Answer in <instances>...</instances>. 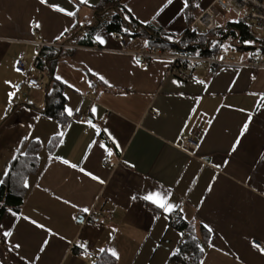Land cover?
<instances>
[{
  "label": "crops",
  "instance_id": "obj_1",
  "mask_svg": "<svg viewBox=\"0 0 264 264\" xmlns=\"http://www.w3.org/2000/svg\"><path fill=\"white\" fill-rule=\"evenodd\" d=\"M211 1L195 0L192 6L188 0V7L177 14L184 0H172L156 15L165 0H0V180L18 154L37 144L35 171L25 177L29 187L19 207L12 209L55 233L48 235L22 218L17 221L6 207L0 225L14 227L8 242L0 236V264H96L109 253L101 248L118 252L114 264H190L188 257L173 260L185 235L203 242L193 264H264V254L252 247V241L264 245V70L246 64L253 51L221 52L220 62L212 64L182 66L152 58L141 66L132 52L146 40L142 37L125 36L122 44L117 32L99 26L94 40L102 35L104 44L95 40L92 46H74L63 40L75 26L100 24L120 4L132 10L125 8L137 22L147 20L178 38ZM52 3L74 16L54 11L48 7ZM50 45L72 52L49 71L37 67L36 58ZM21 57L23 72L16 69ZM27 76L42 78V88L27 86ZM49 76L64 98L58 117L46 112ZM9 92L15 93L11 101ZM93 105L95 115L90 112ZM65 106L72 109L71 116ZM249 114V127L241 136ZM79 115L84 119L78 120ZM58 131L64 133L63 144L54 135ZM191 134L195 149L182 148L181 138ZM57 156L104 183L64 165ZM151 191L167 195L177 208L164 213L143 200ZM82 207L90 211H79ZM106 209L109 217L102 215ZM173 214L185 221L184 230L171 224ZM44 239L49 244L40 253ZM16 243L20 248L12 249Z\"/></svg>",
  "mask_w": 264,
  "mask_h": 264
},
{
  "label": "trees",
  "instance_id": "obj_2",
  "mask_svg": "<svg viewBox=\"0 0 264 264\" xmlns=\"http://www.w3.org/2000/svg\"><path fill=\"white\" fill-rule=\"evenodd\" d=\"M194 4L195 0H189V5L193 6ZM116 9L117 12L115 14L102 20L100 24L73 27L64 34L63 40L74 46H92L95 44L94 33L97 27L103 26L108 31L120 32L123 36L148 39L155 47L161 49H180L187 55L200 58H212L220 50V45L225 41H229L239 50L254 51L256 48H259L262 51L261 53L264 52V49L258 42L257 30L251 22L246 21L242 17L235 16L231 18L224 16V14L217 20L215 28L209 32L198 34L187 27L184 33L175 38V36L161 26L137 22L131 15L126 13L127 11L122 4L116 6ZM125 16H128L129 19L125 20ZM125 28L128 29L127 32L122 30ZM245 40L252 43L245 44L243 43ZM213 41H216V44H213ZM255 43H257V47L254 45ZM64 47L58 48V46L54 45L42 47L36 58L37 67H45L49 71L52 70L56 62L63 55L72 52V48ZM173 64L187 66L190 65V62L179 60ZM49 78L50 84L46 94V112L51 116L58 117L63 109L64 98L61 95V90L56 86V82L50 76ZM37 151L38 145L31 143L27 146L24 153L18 154L12 161L8 175L5 176L3 183L0 184V217L6 207L17 209L22 203L25 194L24 178L29 173L35 171ZM173 217L174 219L170 221L171 224L180 230H184L185 221L174 216V214ZM202 244V241L185 235L173 255V260L178 262L188 257L190 264L197 262L202 254L200 250ZM197 245L200 247H197ZM96 264H114V257L109 253L102 254Z\"/></svg>",
  "mask_w": 264,
  "mask_h": 264
},
{
  "label": "built area",
  "instance_id": "obj_3",
  "mask_svg": "<svg viewBox=\"0 0 264 264\" xmlns=\"http://www.w3.org/2000/svg\"><path fill=\"white\" fill-rule=\"evenodd\" d=\"M227 13L242 17L246 21L251 22L255 29L261 32L257 38L258 42L264 49V0H212L194 16L188 25V29H191L198 34L209 32L215 28L217 18ZM31 26L34 28L35 22H32ZM115 36L122 44L126 43L127 38L120 32L115 33ZM145 41L148 43L145 44ZM145 41L140 46L139 50L132 52L140 60L141 66H145L148 60L152 58H166L172 63L179 60H186L190 63L203 61L209 64L219 63L221 59V50H219L212 58H200L187 55L180 49H161L155 47L148 39ZM174 41H176V39H174ZM260 55L257 52H251L246 64L254 69L264 70V55ZM24 67L25 61L24 58L21 57L16 63V69H19V72H23ZM24 83L33 89H41L43 86L42 78L35 76H27L24 79ZM83 119V115L78 116V120ZM180 146L185 149H195V137L192 134L183 136L181 138ZM102 215L104 217H109L110 210H104ZM261 246L264 245L261 244Z\"/></svg>",
  "mask_w": 264,
  "mask_h": 264
},
{
  "label": "snow or ice",
  "instance_id": "obj_4",
  "mask_svg": "<svg viewBox=\"0 0 264 264\" xmlns=\"http://www.w3.org/2000/svg\"><path fill=\"white\" fill-rule=\"evenodd\" d=\"M47 2V0H40V3L41 4H45ZM80 3H85L87 4L88 3V0H80ZM172 3V0H165V4H163L161 6V8L157 11L156 15H159V12L160 11H163L164 8H166L169 4ZM48 7L53 9L54 11H58V12H61V13H65L66 15L68 16H74V12L73 11H67L65 8L61 7L59 4H56V3H52V4H48ZM188 7V0H184V5L182 8L179 9V13H182L184 11L185 8ZM125 8H127L128 12L131 13V9L127 7V5H125ZM156 15H154L152 17V19H156ZM129 19L128 16H125V20ZM141 23H145L147 24L148 21L145 20V21H141ZM36 27H39V23L37 22L36 24ZM123 31L127 32L128 29H122ZM64 31H67V29H65ZM61 36L63 35V32H61L60 34ZM171 38V37H169ZM56 39H60V36H57ZM95 40L98 41L100 44H104L105 43V40H104V37L102 35H96L95 36ZM148 42L145 41V44H147ZM243 43L245 44H249V43H252L251 41H248V40H245L243 41ZM213 44H216V41H213ZM220 47H225V45L221 44ZM138 63V61H137ZM17 71H19V69H17ZM57 79H60L59 76H57ZM99 79L101 81H103L105 84H108V81L105 79V77L103 75H99ZM6 83H9L8 81H6ZM174 83H176L174 81ZM199 83L203 84L204 81H199ZM110 86V85H109ZM18 86L16 85H13V88H17ZM15 93L14 92H9L8 93V97H9V100L11 101L13 95ZM253 95H255V93H253ZM261 96V100H260V103H264V93L260 94ZM64 111L69 115L71 116L72 115V109L68 108L67 106H65L64 108ZM76 111H79V109H76ZM90 112L95 115L96 113V107L93 105L90 109ZM7 114V109H5V115ZM251 114H249L248 116V119H246L240 129V135L243 136V134L247 131L248 127H249V122L251 121ZM84 123H87L89 124L92 128H96V125L92 123L91 120H87V121H84ZM31 127V126H29ZM97 131H99V129H97ZM105 132H107V129H104ZM55 136L59 137L60 139V143L63 144L64 142V133L62 131H58L54 134ZM23 139L27 140L28 137L25 136ZM36 141L39 142V137H35ZM109 139H112L113 140V143L115 144V140L111 137V135L109 134ZM240 141V136L237 137L236 139V142L232 145V149L235 150L237 144L239 143ZM100 143V146L103 148L104 147V144L103 142H99ZM89 147H91V145H89ZM118 147V146H117ZM106 151L108 152V154L110 155L111 154V149H106ZM55 159L57 160H60L64 165H68L70 166L71 168L73 169H77L78 168V165L75 164V163H71L68 159H65L63 157H60V156H57L55 157ZM127 163V162H125ZM225 163H227V161H225ZM78 170L81 172V173H84L85 175L89 176L92 180H95V181H98L99 183L103 184L104 181L97 175H94L92 172L90 171H86L84 167H79ZM3 175H8V169H4L3 170ZM0 183H3L2 180H0ZM24 187L27 188L29 187V183H28V180L25 178L24 179ZM45 191H47V189H45ZM57 199H59V197H57ZM132 199H136L135 196L132 197ZM143 200L145 201H150L153 205H155L157 208L159 209H162L164 213H171L174 209L177 208V205H174L172 203H170L168 201V197L167 195H162L159 191H151V192H148L146 195H144L142 197ZM64 203H69V201L65 200ZM73 208H76L78 207L77 205L73 204L72 205ZM8 213L14 217L17 221L20 220L21 218L26 220V221H29L32 225H34L36 228H39V229H42V230H45V232L48 234V235H55V233L52 232L51 229H47L45 227L44 224H41V223H38L37 220L35 219H31L30 217L28 216H22V214H18L16 211H14L12 208H8L7 209ZM79 211L83 212V213H88L90 211V209L88 207H82V208H79ZM73 219H76V217H73ZM14 227V226H13ZM13 227H8V228H4L3 225H0V229H3L2 231H0V236H2L4 239H5V242H8L7 238L11 237L13 235ZM204 227L209 231L211 232L212 229L207 225L205 224ZM113 231H115V229H113ZM111 235V233H110ZM61 239H64L63 237H61ZM70 243V242H69ZM79 244V247L81 249H85L86 248V245L84 243H80L79 241L77 242ZM49 244V240L48 239H44L42 241V243L40 244L39 246V252L40 253H43L44 250H45V247ZM210 247L212 245H209ZM197 247H200L199 245H197ZM252 247L255 248L258 252H260L261 254H264V246H261V243L259 242H256V241H252ZM20 248V244L19 243H16L14 245H12V249H19ZM10 249V250H12ZM201 252H203V248H200ZM101 252H109L110 255L116 259L119 258V255H118V252L113 249V248H109V249H104V248H101L100 249ZM39 259V256L37 255L35 257V260H38ZM21 260H25L24 257H21ZM25 264H34V261L33 260H27L25 261Z\"/></svg>",
  "mask_w": 264,
  "mask_h": 264
},
{
  "label": "rangeland",
  "instance_id": "obj_5",
  "mask_svg": "<svg viewBox=\"0 0 264 264\" xmlns=\"http://www.w3.org/2000/svg\"><path fill=\"white\" fill-rule=\"evenodd\" d=\"M224 16L231 17V18L235 17L234 15H232L230 13H227ZM220 17H222V16H220ZM260 33L261 32L259 30H257V35H260ZM223 45H225V47H221L220 48L221 52L234 51L235 53H238V54H246L247 53V50H245V51H239V50L235 49L233 47V44L230 43L229 41L223 42ZM254 45H256V47H257V43H255ZM256 51H257V53H259L261 55H264L263 53H261L262 51L259 48H256L253 52H256Z\"/></svg>",
  "mask_w": 264,
  "mask_h": 264
}]
</instances>
